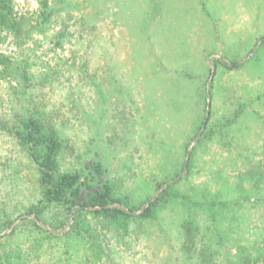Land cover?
<instances>
[{
  "label": "rangeland",
  "instance_id": "374dc122",
  "mask_svg": "<svg viewBox=\"0 0 264 264\" xmlns=\"http://www.w3.org/2000/svg\"><path fill=\"white\" fill-rule=\"evenodd\" d=\"M48 2L41 29L39 0H13L20 31L0 25V251L19 248L21 264H264V0ZM28 107L65 141L61 172L103 164L115 206L138 215L165 191L152 216L28 214L39 170L10 130Z\"/></svg>",
  "mask_w": 264,
  "mask_h": 264
},
{
  "label": "trees",
  "instance_id": "16d2710c",
  "mask_svg": "<svg viewBox=\"0 0 264 264\" xmlns=\"http://www.w3.org/2000/svg\"><path fill=\"white\" fill-rule=\"evenodd\" d=\"M12 2L13 0H0V25L20 31V23L14 14ZM39 2L43 10L38 17L35 28L41 29L44 24L51 20L53 7L48 4V0H39ZM10 130L27 149L31 159L37 164L39 170L42 197L38 203L32 204L28 208V214H35L38 217L44 218L43 215L56 204L57 206L66 205L70 210L77 207L78 211L90 208L93 214L97 216L101 215L111 221L117 222L121 219L128 220L131 217H151L159 201L164 198L165 191L155 200H152L137 215L114 205L117 202L123 203L124 200L114 194V187L109 179H102L104 166L101 162L87 163L88 174L81 171L61 172L59 156L65 147V141L61 138L56 128L43 120L40 110H33L30 107L26 108L24 115L20 116L17 124H14ZM190 156H192V153ZM215 205V203H210L207 207L211 209ZM14 220V218H10L8 214H5L2 217V224L7 228L11 226ZM34 223L38 225L35 220ZM38 228L43 234H47L48 237L52 238L56 235L52 231H48L42 227ZM15 231L16 228L12 230L11 235H14ZM65 235H69V232ZM91 235L89 234V237ZM24 258L19 248L13 250L4 246L2 252L0 251V264H21V262L23 263L27 259L25 258L24 260Z\"/></svg>",
  "mask_w": 264,
  "mask_h": 264
},
{
  "label": "water",
  "instance_id": "95a60500",
  "mask_svg": "<svg viewBox=\"0 0 264 264\" xmlns=\"http://www.w3.org/2000/svg\"><path fill=\"white\" fill-rule=\"evenodd\" d=\"M186 166H187V164H186ZM152 200H153V198L149 201V203H150Z\"/></svg>",
  "mask_w": 264,
  "mask_h": 264
}]
</instances>
